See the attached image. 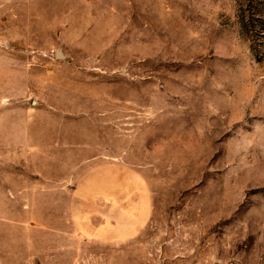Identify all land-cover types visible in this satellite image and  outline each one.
I'll use <instances>...</instances> for the list:
<instances>
[{"label":"rangeland","instance_id":"rangeland-1","mask_svg":"<svg viewBox=\"0 0 264 264\" xmlns=\"http://www.w3.org/2000/svg\"><path fill=\"white\" fill-rule=\"evenodd\" d=\"M0 264H264V0H0Z\"/></svg>","mask_w":264,"mask_h":264},{"label":"water","instance_id":"water-1","mask_svg":"<svg viewBox=\"0 0 264 264\" xmlns=\"http://www.w3.org/2000/svg\"><path fill=\"white\" fill-rule=\"evenodd\" d=\"M58 56H59V57H61V56H62L60 52H58Z\"/></svg>","mask_w":264,"mask_h":264}]
</instances>
